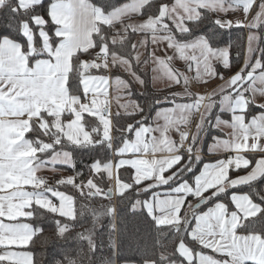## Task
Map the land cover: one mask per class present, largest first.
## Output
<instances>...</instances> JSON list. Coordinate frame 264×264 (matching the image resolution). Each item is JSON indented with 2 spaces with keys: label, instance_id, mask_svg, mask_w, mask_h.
Wrapping results in <instances>:
<instances>
[{
  "label": "crops",
  "instance_id": "0c3cea01",
  "mask_svg": "<svg viewBox=\"0 0 264 264\" xmlns=\"http://www.w3.org/2000/svg\"><path fill=\"white\" fill-rule=\"evenodd\" d=\"M40 1L18 0V4L21 8H27ZM255 1L248 15L253 6L258 5ZM2 2L0 0V4ZM98 9L89 0H53L49 4L48 13L56 25L54 34L57 41L52 43L45 19L35 16L33 22L37 26L41 51L45 55L31 62L18 42L8 37L0 40V264H33V254L25 248L34 235V229L27 219L36 206L59 214L57 208L60 190L53 191L56 187L45 183L48 178L57 177V165L63 164L51 159L58 150L44 158H41V153L50 149L60 135L62 139L75 144L74 139L70 135L64 136L60 129H65L66 123L75 114L83 122V114L88 113L85 105L93 95L104 97L101 92H86L85 98L81 99L71 96L68 88L72 55L93 46V33L97 25L102 23L98 17ZM263 21L252 28L258 29L264 25ZM29 29L32 35L30 39L23 34L27 39L29 52L34 53L33 31L30 27ZM148 33L151 37L146 44V57L151 55V61L148 62L151 68L148 70L149 75L151 70H156L160 72L164 82H172L155 87L151 84L152 87L175 89L179 92L186 88L188 93L184 94L183 99L166 101V104L159 106L150 122L136 126L132 136L120 145L125 141H133L137 133L141 136V125L155 127L154 118L157 113H162L160 118L164 122L163 131H175L172 122L176 120L171 109L181 107L184 110V107H189L188 104L194 102L188 120H184L189 126H183L175 143L164 148L155 146L153 136L146 131L143 135L145 141L140 142L144 145H138L133 151L125 150L124 144L121 147L119 145L118 152L114 149L110 162H95L92 169L95 173L104 171L107 174L115 196L130 187L117 174L119 168L129 167L133 182L141 184L139 190L148 192L141 201L146 212L158 225H178L184 209L191 212L188 207L192 210L199 200L204 199L206 202L211 196L249 183L264 173V68L258 50L259 35L257 46L250 54V33L247 30L245 57L243 65L237 71L227 77L217 73V66H227L229 63L228 47L223 46L217 50L225 57V63L218 60L211 62L215 67L211 83L203 85L209 79L202 76L197 80L191 79L190 85H182L181 80L174 78V69L168 65L164 68L163 62H155L160 52L155 55L154 50L149 49L150 42L156 36L152 30ZM169 35V41L174 43L171 57L178 58L174 63L176 66L183 65L186 61L202 62L206 59L196 51L197 55L187 59L186 50L182 47L185 41H178L172 34ZM189 40L194 41L196 49L206 41L203 37ZM165 42L161 40L160 44ZM88 74L90 72L87 71L81 76V83ZM219 88L221 92L215 96L214 105L205 114L204 123L195 135L209 97ZM197 89L202 94L197 95ZM107 108L110 111V105ZM90 111L93 115L97 113L94 108ZM69 113L72 114L70 117L63 118ZM179 119L178 125H183ZM34 128L41 131L47 140L36 143L28 135ZM87 133L89 134L88 131ZM161 139L158 142L163 141L165 144L166 137ZM89 141L82 144H88ZM187 148H190V154L185 152ZM200 157L203 161L199 171L192 180L184 178L185 172L192 168V158L195 161ZM64 173L61 172V175ZM61 175L57 177L60 181ZM87 184L93 185L91 180ZM230 199L233 210H229L224 202L216 201L196 214L189 235L208 252L193 250L181 241L177 249L186 260L197 264H264V236L237 231L245 219L260 212L261 206L246 193L238 191H231Z\"/></svg>",
  "mask_w": 264,
  "mask_h": 264
},
{
  "label": "trees",
  "instance_id": "16d2710c",
  "mask_svg": "<svg viewBox=\"0 0 264 264\" xmlns=\"http://www.w3.org/2000/svg\"><path fill=\"white\" fill-rule=\"evenodd\" d=\"M52 1L41 0L27 8H21L18 0H3L0 4V40L8 37L18 42L28 55L29 62L45 55L41 51L38 29L33 22L35 16L45 19L52 43L55 44L57 41L54 34L56 25L51 21L48 13ZM89 1L108 13L131 0ZM173 1L149 0L141 7L138 17L142 19L158 17L162 7ZM24 22L28 23L33 31L34 53L29 52L27 39L21 31ZM170 25L171 34L178 41L203 37L212 48L227 46L228 65L216 67L217 73L222 74L223 77H227L243 65L247 39V30L243 25L223 27L215 21L214 15L204 8L200 9L197 18L186 21L184 30L179 31L175 26ZM115 26L99 23L92 36L93 46L72 55L68 76L69 92L71 96L84 99L81 76L87 71L105 74L107 60L110 62L114 56H119L129 60L132 69L143 79L142 89H138L132 83L127 89L129 98L138 103L139 109L132 113L112 114L113 146L111 141L106 142L101 137V125L96 116L84 113L83 124L91 136L90 143L73 144L61 138L53 143L50 149L43 150L41 158L54 150L67 151L72 156V164H60L57 168L73 176V181L70 183L60 181L54 187L66 191L72 197L74 215L65 217L42 207H34L31 217L27 219L34 229V235L25 246L33 254V264H197L195 261L186 260L179 253L177 245L182 241L193 250L208 252L190 237L189 231L196 214L216 201L224 202L229 210H233L231 191L246 193L261 206L260 212L254 217L245 219L237 231L264 236V173L249 183L211 196L208 201L192 208L191 212L184 209L182 220L178 225H158L146 212L141 201L148 192L139 190L141 184L133 182L129 167L119 168L117 174L121 180L129 183L130 187L115 196L108 195L107 191L109 189L112 191L109 178L104 171L93 172V163L110 162L114 149L132 136L135 127L150 122L156 109L167 103L161 100L164 91L168 90L153 88L149 71H143L140 68L141 64L136 62V41L139 32L129 29L121 40H115L112 39L117 34L114 30ZM257 31L258 50L264 68V25L259 26ZM99 55L104 57L102 63L95 61V57ZM87 63L91 65L86 68ZM115 68L117 66L114 64L113 69ZM118 73L125 76L122 72L118 71ZM71 115L69 113L63 118ZM28 135L36 143L47 140L37 128L31 129ZM192 159L191 170L184 174V178L189 180H192L199 171L203 161L201 157L195 161L194 158ZM55 175L57 177L61 175L60 171ZM89 180L93 185L87 184Z\"/></svg>",
  "mask_w": 264,
  "mask_h": 264
},
{
  "label": "rangeland",
  "instance_id": "374dc122",
  "mask_svg": "<svg viewBox=\"0 0 264 264\" xmlns=\"http://www.w3.org/2000/svg\"><path fill=\"white\" fill-rule=\"evenodd\" d=\"M147 1L149 0H131L130 2L113 9L108 13L103 12L101 9H98V17L102 23L116 25L114 27V30L117 34L114 35L112 39L121 40L126 31L129 29L139 32L136 41L137 50L135 52V58L136 62L141 64L140 68L143 71L151 69L148 63L149 60L151 61V59H149L151 58V55L149 56V58L146 57V44L148 43L149 38H151L148 31L152 30L154 31L156 38L152 39L153 42L150 40L151 42L149 49H151V51L154 50L155 55L158 51L160 52L158 53L159 58L155 60V62H163L162 66L164 68L166 65H168L172 69H174V78L177 79V81L181 80L182 85L183 83L190 85V83H192L191 79L197 80L199 78H202V76L209 79L205 82L202 81L203 85H206L209 82L211 83L213 79L212 77H214L212 74V70L215 68L211 65V62L213 60H218V62L223 64L225 63V57L221 56L217 49H213L212 47H210L207 41H205V44L200 45L197 49L194 46V41L187 40L184 42V44H182V47L184 46V49L186 50L187 59H190V56L197 55L195 54L196 51L199 54L201 53L203 55V58L206 57V59H204L202 62L194 60L192 62L186 61L183 63V65L178 64L176 66L174 63L178 61V58L171 57L172 55L170 53L171 48L174 47V43H171L169 41L171 39L169 35V33L171 34L170 24L175 26L179 31L184 30L186 28V21L197 18L200 14L201 8L209 10L214 15L215 21L221 26H246L247 30L250 33V39L248 42V49L250 54L254 52L257 46L258 31L256 28L252 27L257 26L260 21L264 20V5L262 3L254 5L250 12V15H248L254 3V0H229V2L232 3H228L226 0H174L171 4L164 5L162 7L161 13L158 17H149L146 19H142L138 17V12L141 9L140 7ZM224 12H226V14H220ZM247 26H249V28ZM151 27H153L154 30L151 29ZM21 31L27 37H29V39L31 38L32 35L26 22L22 24ZM161 40L166 42L160 44ZM212 52L213 54H211ZM103 56H105V54H103ZM169 56L170 59L174 62H172L170 59L167 60V57ZM154 57L155 59L157 58V56ZM114 64L117 66V68L115 69H113ZM106 68L107 72L105 74L90 73L86 75L82 79L83 82L81 84L84 93H104V97L93 95L91 100L86 103L85 109H87L86 111L90 114H93L92 111H90L93 108L94 111L97 112L94 115L101 125V137L106 142H109L111 140L112 112L132 113L139 109L138 103L135 100L129 98L127 89H129L131 83L138 89H141L143 87V79L132 69V65L129 60L119 56H114L113 60L111 59L109 64L106 65ZM118 71L122 72V74H124L125 76L120 75ZM108 74L110 75V77ZM150 75H152L150 76V80L151 84L154 85V87L157 85L164 86L165 83L166 85L172 83L169 81L164 82L161 79L159 71L156 72V70H151ZM187 91L188 90L186 88H182L180 92L176 91L175 89L165 90L161 102H174L178 99H183L184 94L188 93ZM220 92L221 88L216 89L209 97L205 112L195 129V135L204 123L205 114H207L210 111L211 107L214 105L215 96ZM196 93L197 95H200L202 94V91L197 89ZM109 105L111 107L109 109L110 111L106 113L105 109ZM174 105H177V103H174ZM179 105L181 104L179 103ZM188 105L190 106L184 107V110L181 107H179V109L174 107L173 109L175 111L171 109V112L173 111V118L176 120L172 122L175 131H168V133L164 132L162 129V127H164V122L160 118L162 113H157L154 118L155 127H151V125L145 124L141 125L139 127L141 136L139 135L140 133H137L133 141H125V143H123L124 145L122 144L123 148L127 151H133V149L138 145H144V143L141 144L140 142L145 141L143 135L146 131H149L150 136H153V139L155 140V146L157 145L158 147L163 148L170 147L175 143L176 137L181 134L180 132H182V127L188 125V123L184 122V120H188V115H190V113L192 112L194 102H191ZM177 119H179L178 121H180V123H182L183 125H178L179 122H177ZM60 131L66 137L70 135L72 139H74L75 144L87 143V141H89L90 134H88L84 128L82 118L77 114H75L73 118L66 123V128H61ZM59 137L61 138V135ZM165 137V144L163 143V141L162 143L158 142L161 138V140H164ZM60 138L58 140H60ZM44 145L47 146L48 144ZM122 145H120L119 147H121ZM119 147L115 148L116 152H118ZM51 159L54 161H59L63 164H72L73 162L71 154L67 151H59ZM59 171L60 174L61 172H63L61 170ZM61 181L63 183H70L73 181V177L67 173H64L61 175ZM56 190H60V193H58V213L64 215L65 217H72L74 215L72 197L66 191H61V189L58 188L54 189L53 191Z\"/></svg>",
  "mask_w": 264,
  "mask_h": 264
},
{
  "label": "built area",
  "instance_id": "2783aa9c",
  "mask_svg": "<svg viewBox=\"0 0 264 264\" xmlns=\"http://www.w3.org/2000/svg\"><path fill=\"white\" fill-rule=\"evenodd\" d=\"M255 3H256V4H259V3L264 4V0H256ZM103 59H104V57H103L102 55H99V56H96V57H95V61H103ZM107 64H109V61H108V60H107ZM185 152H186L187 154H190V153H191L190 148H187V149L185 150ZM59 182H60V179H59V178H57V177H50V178H48V179L46 180L45 185H47V186L56 185V184H58ZM188 208H189V211H191V208H190V207H188Z\"/></svg>",
  "mask_w": 264,
  "mask_h": 264
},
{
  "label": "water",
  "instance_id": "95a60500",
  "mask_svg": "<svg viewBox=\"0 0 264 264\" xmlns=\"http://www.w3.org/2000/svg\"><path fill=\"white\" fill-rule=\"evenodd\" d=\"M90 65H91V63H87L86 68L89 67ZM107 111H108V108L105 109V112H107ZM107 192H108V195H109V196H112V195H113V192H112L110 189H109ZM93 194L95 195L96 193L93 192ZM203 202H204V199L199 200V201L195 204L194 207H197L198 205H200V204L203 203Z\"/></svg>",
  "mask_w": 264,
  "mask_h": 264
}]
</instances>
